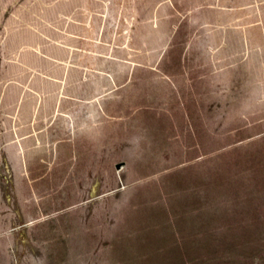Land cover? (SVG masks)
<instances>
[{
    "label": "rangeland",
    "instance_id": "1",
    "mask_svg": "<svg viewBox=\"0 0 264 264\" xmlns=\"http://www.w3.org/2000/svg\"><path fill=\"white\" fill-rule=\"evenodd\" d=\"M0 264H264V0H0Z\"/></svg>",
    "mask_w": 264,
    "mask_h": 264
},
{
    "label": "crops",
    "instance_id": "2",
    "mask_svg": "<svg viewBox=\"0 0 264 264\" xmlns=\"http://www.w3.org/2000/svg\"><path fill=\"white\" fill-rule=\"evenodd\" d=\"M210 24L206 23L205 28H207Z\"/></svg>",
    "mask_w": 264,
    "mask_h": 264
},
{
    "label": "water",
    "instance_id": "3",
    "mask_svg": "<svg viewBox=\"0 0 264 264\" xmlns=\"http://www.w3.org/2000/svg\"><path fill=\"white\" fill-rule=\"evenodd\" d=\"M120 165H118L117 167H119Z\"/></svg>",
    "mask_w": 264,
    "mask_h": 264
}]
</instances>
